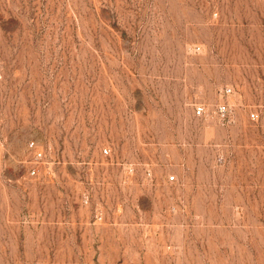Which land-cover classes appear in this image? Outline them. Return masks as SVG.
Returning <instances> with one entry per match:
<instances>
[{
    "label": "rangeland",
    "instance_id": "1",
    "mask_svg": "<svg viewBox=\"0 0 264 264\" xmlns=\"http://www.w3.org/2000/svg\"><path fill=\"white\" fill-rule=\"evenodd\" d=\"M0 264H264V0H0Z\"/></svg>",
    "mask_w": 264,
    "mask_h": 264
},
{
    "label": "built area",
    "instance_id": "2",
    "mask_svg": "<svg viewBox=\"0 0 264 264\" xmlns=\"http://www.w3.org/2000/svg\"><path fill=\"white\" fill-rule=\"evenodd\" d=\"M189 50L193 53H199L201 52L202 48L200 46H192L189 47ZM221 100L216 105L213 113L210 114V116L215 119L218 123H220L222 126H229L234 122V111L232 109V105L229 103L228 98L234 95V89L233 87L227 86L220 90ZM195 116L197 117H203L207 114V109L204 105L200 104L195 107L194 110ZM250 118L252 121H258L259 120V113L258 112H252L250 114ZM27 151L28 153L32 154V162L30 163V167L28 170V175L31 178H40L41 177V166L39 163L45 159V153L43 150V147L37 144L36 141H30L27 144ZM103 155L108 157L112 155V149L110 146H107L103 148ZM126 173L129 177H133L135 174V167L133 164H130L126 167ZM145 181L147 183L153 182V172L151 170L146 171L145 175ZM167 182L170 184H177L179 182V178L175 175H171L167 178ZM90 193L85 192L83 194V201L86 205L90 203ZM95 219L96 223H101L104 221L105 215L104 211L97 207L95 209ZM175 211V209H174Z\"/></svg>",
    "mask_w": 264,
    "mask_h": 264
}]
</instances>
